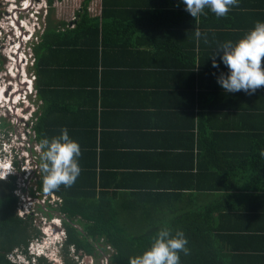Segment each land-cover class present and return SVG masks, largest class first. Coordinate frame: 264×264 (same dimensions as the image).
I'll return each instance as SVG.
<instances>
[{"label":"crops","instance_id":"1","mask_svg":"<svg viewBox=\"0 0 264 264\" xmlns=\"http://www.w3.org/2000/svg\"><path fill=\"white\" fill-rule=\"evenodd\" d=\"M85 1L54 4L52 19L66 22L59 27L67 29L62 44H68L58 48L50 40L52 47L40 63L38 82L47 85L46 101L38 103L40 115L46 111L44 133L53 137L67 128L81 145L80 158L95 156L102 183L98 190L110 192L117 223L138 234L140 222H168L172 213L162 208L183 207L187 194H195L200 204L203 187L198 179L208 178L199 164L203 169L200 162L212 150L225 149L231 156L234 148L248 146L247 128L262 119L254 120L252 112L264 96V86L250 95L225 93L216 77L226 68L222 63L213 68L212 55L218 42L237 41L264 18L250 17L253 13L247 17L249 13L239 9L247 8V0L224 17L206 10L197 23L207 32L208 43L196 39L198 64L191 69L184 51L177 49L186 40L179 20L190 14L181 0H91L88 15L101 30L97 40L88 41L99 45L96 66L95 55L80 47L88 39L85 34L69 31L81 20ZM151 14L157 16L154 22L139 17ZM160 15H180L175 26L183 25L156 23L164 18ZM157 41L169 47L156 50ZM247 239L245 244L252 243Z\"/></svg>","mask_w":264,"mask_h":264},{"label":"trees","instance_id":"2","mask_svg":"<svg viewBox=\"0 0 264 264\" xmlns=\"http://www.w3.org/2000/svg\"><path fill=\"white\" fill-rule=\"evenodd\" d=\"M46 1L48 4L47 17L43 30H39L31 42L33 63L28 69L34 76L33 85L37 104L42 98L46 101L44 89L47 85L40 87L38 77L43 72L40 63L44 58V53L49 49L48 47H52L50 40L59 44L55 46L58 48L68 44H62L68 34L67 29L59 27V25L65 27L66 22L54 23L52 19L55 2L63 0ZM90 1H85L81 20L75 29L69 31L78 30L85 34L88 39H85L86 42L80 47H85L84 50L88 49L95 55L97 66L99 45L97 42L92 45L88 41L97 40L101 30L95 22L96 19L92 20L88 15L87 6ZM247 1L249 2L247 8L239 9L244 13H249L247 17L253 13L250 17L264 18V0ZM160 16L164 18L156 23L164 24L170 21V27L180 25L175 26V23L184 24L186 40L183 43L180 42L177 49L184 51L186 65L187 67L192 66L191 69H193L198 64L194 52L197 37L194 33L197 28L199 30L201 28L197 19L186 14L185 20H179V22L177 19H180V15ZM139 17L152 22L157 18L156 14ZM132 21L135 22V20ZM142 30L152 31L151 28ZM159 33L165 36L164 30ZM170 33L166 35L171 36ZM174 42L171 40L172 44H176ZM168 47L169 45H162L160 41L154 45V48L159 51ZM199 65L203 67L204 62H199ZM260 100V104H257V108L252 112V117H255L254 120L262 119L260 123L247 128L251 135L248 146L243 149L234 148L231 156L228 150L214 149L209 156L204 157L203 163L200 162L204 168L202 169L199 164V169L206 172L205 176L208 178L198 179V182L199 180L201 182L200 186L203 187L200 188L202 193L200 204L195 194H187L183 207L174 206L170 210L162 208L161 212L171 211L172 213L168 222L149 221L147 224L140 222L137 224L140 229L138 234L132 233V230L117 223L110 192L98 190L102 187V183L97 171L95 156L93 159L80 158L82 172L70 187L61 185L57 190L45 192L42 186L43 174L39 170L35 184L36 190L41 194L40 197L56 195L61 199V202L57 201L55 206L49 203L46 210L41 205L39 209L48 218L56 214L62 220L64 231L67 234L63 252L66 255V263L73 264L67 258L72 247L77 251L96 255L99 251L104 252L106 245H111L117 251L112 258V264H128V258L148 248L159 228L167 225L173 233L182 230L188 239L187 247L190 251L187 255L181 253V264H264V157L259 154V150L264 149V96L260 95ZM44 104L46 105V102ZM40 114L38 105V111L31 122L36 142L39 138L46 136V130L48 131V128L46 129L47 118L44 116L46 111L45 114ZM9 125L10 122L6 123L4 120L1 127L6 131ZM37 164L39 166V161ZM20 176H22L21 173L10 176L6 180L0 179V264H16L8 258V255L15 250H27L29 243L41 236L40 230L33 226V214L26 218L18 214L20 197L16 194ZM207 180L211 183L207 184ZM235 200H238L236 204ZM241 203L246 204L241 205ZM247 238L253 240L252 243L255 246L250 242L252 246L248 248L246 245L250 244H245L248 243ZM101 241H103V247L100 245Z\"/></svg>","mask_w":264,"mask_h":264},{"label":"clouds","instance_id":"3","mask_svg":"<svg viewBox=\"0 0 264 264\" xmlns=\"http://www.w3.org/2000/svg\"><path fill=\"white\" fill-rule=\"evenodd\" d=\"M23 2L24 4H21L20 8L15 9L25 10L28 8L25 0ZM181 2L184 4L185 10L197 19L202 15H207V11H211L217 17H224L234 6L240 3V0H181ZM47 6L46 1L45 9ZM47 9L44 15L43 9L36 13L38 15L39 28L34 26L31 40L35 36L33 34L42 30L48 13ZM13 16V26L18 24L16 28L19 31L18 28L23 27V20L17 15L13 14ZM8 34L9 27L4 28L0 25V51L1 45L5 42V36ZM194 34L198 39L203 38L205 44L208 43L207 32L202 33L197 28ZM23 36H25L24 31L21 36L22 41H24ZM19 49L20 47L16 48V51L19 52ZM212 57L213 68H219L220 63L226 68V71H221L216 77L217 83L225 93L244 91L250 95L256 92L257 89L264 86V21H256L254 26L235 42L232 40L218 42L216 52ZM215 57H219V60L215 59ZM33 84L28 88L30 89L29 95L35 91ZM20 97L18 98L19 102H22L23 98ZM5 104H8V102L0 101V179L6 180L10 176H15L19 173L23 176L26 170L22 169L21 165L23 163L19 161L25 158L29 159V155H31L34 162L33 156L37 152L40 154L39 170L43 174L42 186L45 192L57 190L61 185L65 187L73 185L82 172L80 166V157L82 155L80 143L70 137L67 128L61 129L60 134L57 136H43L39 138L38 142L34 140L35 143L32 148L25 147L22 136L12 141V135L8 136L4 130L5 128L2 129L1 124L4 120L6 123L10 122L9 117L14 113L13 108L17 104H13L10 110ZM37 111L38 109L33 113L31 112L32 118ZM30 120L29 118L27 119V121ZM18 136L20 135L18 134ZM25 141L27 143L26 139ZM33 148H35V154ZM259 154L264 157V149H260ZM34 173L37 174L36 170H34ZM46 196L50 200L51 195ZM53 218H49L55 224L52 234H48V232L41 234L40 237L33 239L29 243L31 245H28L27 250H15L8 255V258L10 259V256L16 258L17 261L10 259L16 264H64L65 254L63 252L67 234L64 231L62 220L56 221ZM57 229H61L62 234L59 242L56 241V237L59 235L57 234L59 233ZM34 241H36L38 247L32 250ZM187 245L188 239L182 230H177L173 233L172 229L165 225L159 228L148 248L142 253L128 258V264H181V253L187 255L190 251ZM50 246L53 247L52 250H49ZM19 251L20 253H18ZM68 256L70 257L69 260H73L75 264H79L77 259L85 257L81 254V251H77L73 247L70 249Z\"/></svg>","mask_w":264,"mask_h":264},{"label":"rangeland","instance_id":"4","mask_svg":"<svg viewBox=\"0 0 264 264\" xmlns=\"http://www.w3.org/2000/svg\"><path fill=\"white\" fill-rule=\"evenodd\" d=\"M23 1L24 0H14V2H10V0H0V25L4 28L9 27V34L5 36V42L3 45H1V51H0V87L3 86L7 87L11 83L13 87L10 86L8 87L11 88V90L7 89V93H6L8 95L7 99L8 100L13 99L14 101L15 98H19L18 96H21L20 98H23L22 101L23 103L20 102L19 104L14 105L15 106L13 108L14 113H12L11 116L9 117L11 126L9 125V127L7 128L6 134L8 136L12 134L14 140L22 136L21 138L24 140L25 147L32 148L33 144L35 143L34 134L31 133L30 135H28V132L31 130V122H32L31 112L33 113L35 110L38 109V104L35 102V91L29 95L30 89H28L30 85L34 83L32 82V80H34V76L28 71L29 66L32 65L31 42H33L34 38H32L31 40V34L34 31V26H37V28H39V21H37L38 15L36 13L40 12L41 9H43L42 10L43 15L46 14L47 12L46 9L48 8V6L45 9L46 6L45 0H25V3L28 4V8H26L25 10L15 9V8H20V5L24 4ZM12 4L15 6L13 9H12L13 6ZM8 10H14V12L11 14L9 13L7 15ZM13 14L15 16L17 15L19 18H21V20H23L22 25L25 28L21 27L20 30L17 31L16 26H13L14 25L12 21L14 20ZM7 16H9V18ZM23 31L25 33V36H23L24 41H22L21 39ZM18 47H20L19 52L16 51V48ZM11 51L15 52L14 55L16 59H19L18 62H15L10 58ZM14 62H15L17 76L10 75ZM24 73H26V75L28 76L27 78L23 76L25 75ZM12 90H16V94L12 95L11 93ZM25 95L28 96L25 97ZM0 98H1V93H0ZM0 101L4 102L2 99ZM5 105L9 110L11 109V106H13L9 104H5ZM28 118L31 120L27 121ZM17 134H19L20 136H17ZM25 139L27 140V143ZM33 152L35 154V148H33ZM37 155L38 153L36 152L35 158H37ZM29 156H30L29 159L25 158L19 161L23 163L21 167L26 171L23 174V176H20L18 181L19 188L16 194L20 197V203L18 205V214H20L19 216H22L23 218H26L28 215L33 214L34 216L33 226L36 229L40 230L41 234H44L45 232H48V234H52L55 224H53V222L46 215H44L42 211L39 209L41 205L42 208L46 210L50 202L46 200V203L43 204V200H42L43 197H40L41 194H39L36 190L35 181L38 179V175L34 173V169H33L36 161L34 163L32 161L31 155ZM53 217L57 218L58 216L54 214ZM57 231H59V233H57L59 235L56 237V241L59 242L62 235L61 229L59 230L57 229ZM54 235H56V233H54ZM37 247L38 246L36 245V241H34L32 250L37 249ZM52 249L53 247L50 246L49 250ZM18 253H20V251ZM67 258L70 259L69 256H67ZM10 259L17 261V259L13 258V256H10ZM77 260L78 263L80 264L81 258ZM71 262L74 263L73 260H71ZM64 264H67L66 255L64 259Z\"/></svg>","mask_w":264,"mask_h":264},{"label":"built area","instance_id":"5","mask_svg":"<svg viewBox=\"0 0 264 264\" xmlns=\"http://www.w3.org/2000/svg\"><path fill=\"white\" fill-rule=\"evenodd\" d=\"M17 88H18V86H17ZM25 97H26V95H25ZM31 133L34 134V140H35L34 131L30 130L28 132V135H30ZM17 136H18V134H17ZM12 137H13V135H12ZM13 140H14V137L12 138V141ZM7 147H9V145H7ZM39 155L40 154L37 155V158H35L36 154L33 156L35 158L34 163L36 161L33 169L34 170L36 169V172L38 175H39V166H38L37 162L39 161V158H38ZM37 192L40 194V192L38 190H37ZM52 197H53L52 199L48 200V197L46 195L43 196V198H42L43 204L46 203V200H48L54 206L56 205L57 201L61 202V199H59L58 197H55V195H52ZM53 219L56 221L61 220L60 217H57V218L54 217ZM102 244H103V241L100 242L101 247H103ZM81 254L84 255L85 257L83 259H81L80 264H112V258L115 254H117V251L111 245H106L104 252L99 251V253H96V255L87 254L86 252H83V251H81Z\"/></svg>","mask_w":264,"mask_h":264},{"label":"bare ground","instance_id":"6","mask_svg":"<svg viewBox=\"0 0 264 264\" xmlns=\"http://www.w3.org/2000/svg\"><path fill=\"white\" fill-rule=\"evenodd\" d=\"M14 0H10V2H13ZM13 5V4H12ZM15 6L13 5L12 6V8H14ZM12 10H8L7 11V15L10 13H13V12H11ZM8 18H9V16H7ZM17 25L18 24H15V26L17 27ZM19 30H20V28H18ZM17 38V37H16ZM13 44V43H12ZM13 50H14V47H13ZM14 51H11L10 52V58L13 60V61H15V62H18L19 61V59H16L15 58V55H14ZM10 59V60H11ZM15 62L13 63V66H12V69H11V74L10 75H14V76H17L16 75V67H15ZM15 67V68H14ZM21 69V68H20ZM9 73V72H8ZM25 75H23L25 78H27L28 76L26 75V73H24ZM13 87L12 85H11V83L7 86V87H5V86H3V87H0V93H1V99L3 100V101H6V102H8V104L9 105H13V104H19L20 102H19V99L18 98H15L14 99V101H13V99L12 100H8L7 98H8V95L6 94L7 93V89H9L8 87ZM12 95L13 94H16V90H12ZM10 99V98H9ZM15 110V109H14Z\"/></svg>","mask_w":264,"mask_h":264},{"label":"water","instance_id":"7","mask_svg":"<svg viewBox=\"0 0 264 264\" xmlns=\"http://www.w3.org/2000/svg\"><path fill=\"white\" fill-rule=\"evenodd\" d=\"M9 90H11V88H9Z\"/></svg>","mask_w":264,"mask_h":264}]
</instances>
